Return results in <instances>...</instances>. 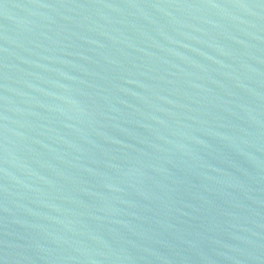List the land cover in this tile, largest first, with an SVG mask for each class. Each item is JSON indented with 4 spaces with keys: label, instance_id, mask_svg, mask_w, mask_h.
I'll return each instance as SVG.
<instances>
[{
    "label": "water",
    "instance_id": "1",
    "mask_svg": "<svg viewBox=\"0 0 264 264\" xmlns=\"http://www.w3.org/2000/svg\"><path fill=\"white\" fill-rule=\"evenodd\" d=\"M0 264H264V0H0Z\"/></svg>",
    "mask_w": 264,
    "mask_h": 264
}]
</instances>
